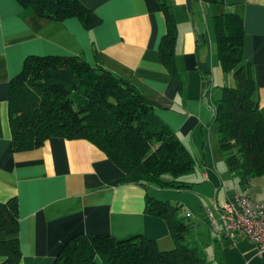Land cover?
Masks as SVG:
<instances>
[{"label": "crops", "instance_id": "1", "mask_svg": "<svg viewBox=\"0 0 264 264\" xmlns=\"http://www.w3.org/2000/svg\"><path fill=\"white\" fill-rule=\"evenodd\" d=\"M79 1L99 18L94 28L86 29L77 18L42 19L17 0H0V202L13 199L17 204L19 264H53L65 243L82 233L117 241L143 236L161 251L175 246L165 221L145 211L146 195L166 189L119 182L122 171L88 141L50 138L39 148L14 150L9 86L30 56L82 57L127 79L154 104L156 117L195 161L190 187L167 189L198 199L192 207L186 198L177 201L185 218L200 219L210 232L206 209L236 194L264 201V176L241 187L220 166L212 124L213 101L232 80L221 68L214 32L215 19L224 15L242 23L243 60L256 82L264 118V0ZM162 5L175 21L177 77L161 63L167 31ZM210 246L213 264H264L247 239L216 235Z\"/></svg>", "mask_w": 264, "mask_h": 264}, {"label": "trees", "instance_id": "2", "mask_svg": "<svg viewBox=\"0 0 264 264\" xmlns=\"http://www.w3.org/2000/svg\"><path fill=\"white\" fill-rule=\"evenodd\" d=\"M40 18L61 22L77 18L86 29L99 18L79 0H17ZM167 31L160 46L162 65L177 77L174 65L175 21L163 5ZM217 56L232 76L213 101V127L228 171L245 187L264 176V118L256 82L243 60L241 21L234 15L214 22ZM9 121L15 151L41 147L50 138L86 140L124 175L119 182L185 190L195 161L177 135L154 114V104L127 79L82 57L30 56L9 86ZM116 183V182H115ZM145 211L167 224L174 248L161 251L143 236L117 241L109 235L78 234L53 264H206L187 238L193 223L182 205L146 195ZM16 201L0 202V264H19Z\"/></svg>", "mask_w": 264, "mask_h": 264}, {"label": "built area", "instance_id": "3", "mask_svg": "<svg viewBox=\"0 0 264 264\" xmlns=\"http://www.w3.org/2000/svg\"><path fill=\"white\" fill-rule=\"evenodd\" d=\"M210 231L230 241L247 239L264 259V201L233 195L214 209H206ZM190 218V214H186Z\"/></svg>", "mask_w": 264, "mask_h": 264}, {"label": "rangeland", "instance_id": "4", "mask_svg": "<svg viewBox=\"0 0 264 264\" xmlns=\"http://www.w3.org/2000/svg\"><path fill=\"white\" fill-rule=\"evenodd\" d=\"M219 157L218 161L220 166L226 168L227 172V166L225 164L224 158L221 154V152H218ZM236 178V177H234ZM151 196L157 199H163L161 201H168L172 204H177V201H180L182 198H186L188 202H190V207L198 205V199L195 198L194 195H191L189 192L183 191V192H175L171 190H159V191H154L151 190ZM166 199V200H165ZM175 202V203H174ZM180 204V203H179ZM201 205V204H199ZM190 211V210H189ZM194 211V210H193ZM192 214V212L190 211ZM193 215V214H192ZM190 222H194L196 225L195 229H192L187 236V238L190 241V245H193L194 247H197L200 253L206 257V264H213V250L211 249V239L216 236V234L212 233L211 231L207 230L206 226L201 223L200 219H188Z\"/></svg>", "mask_w": 264, "mask_h": 264}]
</instances>
